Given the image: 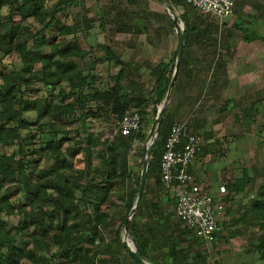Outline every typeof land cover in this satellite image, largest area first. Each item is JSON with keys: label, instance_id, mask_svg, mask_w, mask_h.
Masks as SVG:
<instances>
[{"label": "trees", "instance_id": "obj_1", "mask_svg": "<svg viewBox=\"0 0 264 264\" xmlns=\"http://www.w3.org/2000/svg\"><path fill=\"white\" fill-rule=\"evenodd\" d=\"M75 1L59 0L49 8L47 0H0V264L8 257L15 261L26 259L33 264H101L107 261L100 258L101 254L122 264L119 248L128 255L121 233L136 206L146 158L144 152L141 171L132 178L129 154L135 141L145 142L159 116L178 52L152 70L155 83L149 93L132 98L121 83L125 78L124 64L108 47L74 46L64 39L85 28L84 37L89 35L90 22L84 24L85 28L76 22L65 24L57 35L51 36L61 9ZM159 1L167 4L173 26L174 18L177 19L186 49L190 35L199 32L197 23L193 24L190 18L192 10L184 0ZM175 6L183 9V14L178 16ZM237 27L245 41L261 39L264 44L263 36ZM101 60L121 64L115 76L106 78L107 83L97 73L96 65ZM85 61L91 65L87 72L78 66V62ZM64 81L67 86L62 88ZM60 86L59 96L70 98L69 101H54L52 90ZM132 110L141 114L142 121L139 130L127 136L118 131L104 139L103 133L93 132L88 124L89 118L116 120L115 127L119 130L122 118ZM246 112L243 114L252 118L256 111L251 106ZM172 122L165 110L163 123L151 140L155 139V145L146 182L153 178L156 196H150L148 183L128 226L130 240L142 259L145 258L142 248L148 241L137 219L145 213L156 217L164 201L176 204L175 193L165 190L160 181V160ZM260 127L264 129V123ZM210 134L209 131L202 135V150L212 138ZM6 147L13 150L8 152ZM252 182L246 170L242 176L226 181L224 204L244 191L251 194L253 190L248 186ZM117 190H124L122 198L113 195ZM162 192L165 196H160ZM257 192L258 198L237 222L258 228L261 233L258 243L245 247V253L258 254L255 259L264 263V186ZM115 203L124 207L125 215L115 230L114 242H110L106 231L112 226L109 211ZM184 228L186 233H191ZM176 238L171 234L166 236L174 249L172 264H178V260L195 264L188 263L183 250L177 249ZM219 238L222 237L217 234L215 242ZM24 242L22 248L20 244ZM193 242L204 248L200 239L193 237ZM200 257L198 260H203L197 264H216L215 259L208 261L207 255Z\"/></svg>", "mask_w": 264, "mask_h": 264}, {"label": "crops", "instance_id": "obj_2", "mask_svg": "<svg viewBox=\"0 0 264 264\" xmlns=\"http://www.w3.org/2000/svg\"><path fill=\"white\" fill-rule=\"evenodd\" d=\"M141 2L146 3V5L148 4L142 0H109L108 3L105 4L107 11L104 13L111 19L104 21V18H102L100 26L103 29L106 27L107 30H111L113 34L111 35L110 33V37L101 36L104 37L103 42L97 43L108 47L114 56L124 64L123 69L125 78L121 83L128 90L132 98L140 94L146 96L149 93L155 83V78L151 75L152 70L161 61H168L171 59V54L173 53L174 55L175 51H177L179 41L177 31L176 34L172 35L170 28H168L167 32L158 34L157 36H152L150 34L146 36L144 30L141 32L140 30H136L133 32V35L139 36L135 40L137 42L125 40L126 36L128 37L130 34V28L127 29L128 26L121 22L122 17L124 19L125 16L124 12L128 9L131 10V7ZM150 2L149 6L153 7L151 9L154 14L156 16L159 15V12V14L155 12L156 7ZM251 2L255 5V8L260 7L261 3L259 1L245 0L241 4L242 9L246 10L248 7H251ZM159 3H161V1H159ZM235 10L237 12V8ZM243 16H246V14ZM159 17L169 22L170 26L172 25L171 13L169 11L167 12V16L164 17L160 14ZM239 18L246 20V18H242L239 15L238 11L233 17L224 19L220 22L227 25L228 30L222 35V44L219 43L221 33L217 31L215 23L210 21L203 22L204 28H202V30L196 26L199 32L190 35L189 44L187 48L183 50L182 58L177 69L175 83L166 107L173 121L172 123L186 120L189 128L193 132L202 135V133L205 132L209 134L210 131L212 138L208 141L207 145H209V143L213 145L215 141H218V144H220L222 140L225 139V134H223V128L215 130L214 126H207V124H205V126L203 125L207 121V115H202L203 110L205 111L211 106L213 109L216 108V114L227 112L228 114L225 115L226 117L218 119L217 124L219 125L222 124V121L226 122V120H229V118L233 120V124L239 125L251 119L249 114H243L251 106L264 104V48L263 50L261 48L256 51L254 50L253 44L261 41V39H255L251 42L244 40L243 32L237 27V25H239ZM255 21L259 22L257 32L258 35H260L259 28L262 25L264 26V22L261 20ZM239 35H241L242 40L239 39ZM145 37H148L146 39V45L143 43L144 40H142L145 39ZM104 41L109 42L106 44ZM138 41L140 43H138ZM225 46L226 48H224ZM134 49L138 51L135 50L136 53H131ZM138 54L150 56V58L161 56L162 60L160 59L158 63L152 65L153 67L151 66L152 63L149 61H142L141 64H145L149 70L147 76H145L140 72V63H132L134 57L137 58V56H140ZM99 56L103 58V53H100ZM257 56L260 57L259 65L255 66L253 63H256ZM99 64L106 65L110 72L112 66L119 67L117 73L121 69V64H116L114 61L102 62L101 60ZM117 73H112V76H115ZM232 112L233 114H231ZM241 115H244L243 117L245 118H241ZM234 133L235 131L228 134V136H231V140H236L239 136H236ZM207 145L199 154L191 171L198 183L208 187L211 192H213L223 209L225 206L223 197L226 194L219 192L220 186H223V182L221 181L225 178L224 174L227 169L236 168L237 165L235 164L237 161L235 157L229 165L220 164L223 163L221 157L220 159L214 157L217 152L216 148H207ZM238 145L236 150L237 154L241 151L243 153L245 150L241 148V145ZM211 156H213V159ZM210 161H213L212 168L214 169H212V181H215L214 184H212V181L207 180L205 174L206 168L210 167L212 164ZM239 162H241V160H239ZM214 165L216 167H214ZM244 168L246 169V167ZM244 168L242 167V170H245ZM164 203L169 204L166 201H164ZM167 204H163L162 208L157 212L156 217L151 218L150 215L148 216L149 213H145L137 219L138 222L142 224V234L145 240L148 241L142 248L145 257L143 260L148 264L173 263L172 251H174V249L166 240L168 234L177 237L176 239L179 241L177 249L183 250L184 254H186L184 249L185 243H188V241L194 237L192 232L190 234L186 233L187 230L184 228L186 226L174 215V207L176 204L165 207ZM127 256L130 260L125 263L131 264L132 258L129 254ZM178 264L184 263L182 260H178Z\"/></svg>", "mask_w": 264, "mask_h": 264}, {"label": "rangeland", "instance_id": "obj_3", "mask_svg": "<svg viewBox=\"0 0 264 264\" xmlns=\"http://www.w3.org/2000/svg\"><path fill=\"white\" fill-rule=\"evenodd\" d=\"M58 1L59 0H47L46 5L49 8H52L55 4H57ZM108 1L109 0H76L73 5H70L67 8L61 9V13L57 16V19L55 20L52 26L51 36L54 37L55 35H57L59 29L65 24L72 25V24H75L76 22L80 24V27L82 28L85 23L87 24V22L88 23L90 22L89 24L91 28L88 30L89 35H86L84 37V32L87 31L84 26L85 29L78 31L76 34L67 36L64 39L66 41H69V43L74 46H79L81 44L93 45L101 41L103 42V38L105 36L110 37L113 34L111 30L109 29L107 30L106 27L105 29H103L100 26L102 22V18H104V21L111 19L109 18V16L105 15L104 13L107 11L105 4L108 3ZM142 1H145L148 4L146 5V3L141 2L140 4H136L135 6L131 7V10L128 9L127 11L124 12L125 16L123 15L124 19L122 17L121 22L125 23V25L128 26L127 29L130 28L129 30L130 34L128 35V37L127 36L126 38L124 37L125 40H130L129 42H134L137 39V37H139V36L133 35L134 34L133 32L136 30L137 31L140 30V32L144 30L146 36H148V34L152 36L153 35L157 36L158 34H161V33L163 34L164 32H167L168 28H170L172 35L176 34L175 27L173 25L170 26L169 22H167L164 18L159 17L160 14L163 15L164 17L167 16V12H168L167 4L159 3V1H156V0L155 1L154 0H142ZM244 1L245 0H236L235 9L237 8V12L235 10L231 17H233L239 11V15L242 18H246V20L240 19V18L238 19L239 27L244 30H248L249 34L253 32H256L258 34L257 29H258L259 22L255 20H258V21L261 20L262 22H264V0H256L261 3L260 7L258 8L257 7L255 8L254 7L255 5L251 2L252 3L251 7H248L246 10L242 9V6H241V4ZM149 2L156 7L155 12H157V14L160 13L159 15H157L158 18L151 9L153 7L149 6ZM188 8L192 10L191 12L192 14L190 15L192 23L193 24L197 23L198 25L196 26H198L200 30L204 28L203 22L205 21L207 22L210 21L216 24L217 31L221 33L219 43L222 44L223 43L222 35L228 31L227 25L220 23L218 20H215L212 17L203 16L199 14L197 10L192 8L191 6H189ZM174 10H175V13L178 14V16L183 14L184 12L183 9L177 6H175ZM4 14H7L6 9H4ZM63 14H65L66 16ZM244 14H246V16H243ZM259 31L261 33L260 35L264 37V26L263 25L259 28ZM103 35L104 37H101ZM132 38H133V41H132ZM147 38L148 37H145V39H142L144 40L143 43H145V45L147 43L146 41ZM239 39L242 40L241 35H239ZM108 42H105V43L107 44ZM138 43L140 42L138 41ZM29 46L32 48V42H30ZM253 47L255 51L258 50L259 48L263 50L264 44L262 41H258L257 43L253 44ZM224 48H226V46ZM135 50L137 49L132 50L131 53L135 52ZM45 52L47 53L49 51L46 50ZM138 55H140L141 57L140 56H137V58L134 57V61L132 63L133 64L137 62L140 63L139 65L141 68L140 72L145 76H147L149 70L147 66L143 63L141 64V62L144 60H147L150 63H152L151 64L152 66L158 63V61H160L161 59V56L150 58V56H146V55L144 56L143 54L142 55L138 54ZM171 56L173 57V53L171 54ZM259 58H260L259 56L256 57L257 59L256 63L254 62L253 65L254 64L255 66L259 65ZM16 64L18 66L20 65L17 62ZM78 66L84 69L86 72L87 70L91 68V65L89 64L88 61L78 62ZM96 68H97V73H98L100 80L106 83H107V81H105L106 78L108 76H112V73L114 74L117 73V71L119 70V67L112 66L110 68L112 72L111 73L110 70H108V67L102 64H97ZM66 86H67V82L64 81L62 88ZM60 90H61V86L52 90L54 101L56 102L69 101L70 98L64 99L61 96H59ZM253 108L256 111L254 114V117L247 120L245 123H241L239 125L233 124L232 122L233 120H230V118L229 120H226V122L222 121L221 125L217 124L218 119L226 117L225 115L228 113L222 112L220 114H216L215 112L216 108L213 109L211 108V106L208 107L205 111L203 110L204 113L202 112V115H207L206 116L207 121L203 124L204 126L205 124L211 127L214 126L215 130L223 128V132H224L223 134H225V139L223 138L224 140H222L220 144H218L219 143L218 141H215L213 145L212 143H209L210 144L209 147L216 148L217 150V152L215 153L216 155H214V157L216 158L218 157L219 159L221 157V160L223 161V163H220V164L222 165L223 164L229 165V163H231V161L236 157V161H237V162L235 161L236 162L235 165H237L236 168L227 169L226 173L224 174L225 178H223L221 182L225 184L226 181L228 180H233L237 177L242 176L243 174L242 167L243 168L246 167V169L245 168L244 169L249 173L251 178H253V182L248 186L251 190H253V192L247 195V191H244L243 193L236 196L235 199H233L229 203H225V206L221 212V218L218 216V219L220 221V227H221V231L219 232V235L222 238H219V240H217L215 243H212L208 250L206 248H203L200 243L193 242L192 238L188 241V243H185V248H184L186 252L185 259L188 260V263L190 262V263L197 264L203 260L202 259L201 261H199L201 259L200 256L207 255L210 257L208 261H212L213 259H215L216 261H218V264H264L262 261L256 260L258 259V254H251V253L246 254L245 253V250H246L245 247L247 248L248 245L258 243V239L261 234L258 231V228L251 224H244L243 222L242 223L237 222V220L240 219L244 213L249 211V208L254 204L255 200L258 198L259 193L257 192V190L259 189V187L264 186V129L260 127L261 124L264 123V104L253 105ZM231 114H233V112ZM150 115L152 116V113H150ZM243 116L244 115H241V118H245ZM88 124L90 125V128L92 129L93 132L103 133L105 135L104 139L110 138L112 135L117 134V132L119 131L117 127H115V125L117 124L116 120L108 121V119L104 120L102 118H98V119L89 118ZM233 131H235L234 134H236V136L239 135L236 140L234 139L231 140V136H228V134L230 132L233 133ZM203 134L204 133H202V135ZM153 144L155 145V139L153 141ZM236 144L241 145L242 146L241 148L244 149L245 151H243V153L241 151L239 154H237ZM144 149H145L144 142L142 141H135L132 146L131 152L129 154L130 170L133 175L132 178L137 176L141 171L143 156L145 152ZM12 150H13L12 147H8V148L6 147V151L11 152ZM95 152H97V149ZM211 158L213 159V156H211ZM239 160H241V162H239ZM210 162L212 164L210 165V167L206 168L205 174H206L207 180L212 181L213 180V174H212L213 170L212 169L214 168H212L213 161H210ZM94 163H96V161H94ZM214 167L216 166L214 165ZM212 182H213L212 184H214L215 181H212ZM148 183L151 184L150 196L152 197L156 196L155 191H154L155 186H154L153 178H151L150 181L146 182V186L148 185ZM124 194H125L124 190H117V191H114L113 195L115 197L122 198ZM224 194H227V192H225ZM160 196H165V192H162ZM162 204H167V203L162 202ZM169 205L170 204H167L165 205V207L167 206L169 207ZM109 212L111 213V217H112V226L110 229L106 231V233H107L108 240L110 242L111 241L114 242L115 230L117 229L118 225L122 222V218L125 215V211L122 205H120L119 203H115L113 207L110 208ZM2 217L4 219L7 218L6 216H2ZM14 217L18 218L17 215H15ZM225 237L227 238V240L224 239ZM121 239L122 240L125 239L124 233H121ZM129 241H130L129 244L132 247L134 242L131 240ZM25 244L26 242L21 243L20 246L23 248ZM118 251L121 257V263L127 264L125 262L130 260L127 256V253L122 248H119ZM197 254H200V256H197ZM110 257L111 256L107 254H101L100 258L107 260L106 262H102L101 264H116L110 259ZM131 262H132L131 264H137L135 261H133V259L131 260ZM2 264H33V263L29 262L26 259L15 261L14 258L8 257ZM207 264H209V262Z\"/></svg>", "mask_w": 264, "mask_h": 264}, {"label": "built area", "instance_id": "obj_4", "mask_svg": "<svg viewBox=\"0 0 264 264\" xmlns=\"http://www.w3.org/2000/svg\"><path fill=\"white\" fill-rule=\"evenodd\" d=\"M69 1V0H67ZM203 16L212 17L219 22L231 17L235 11L236 0H184ZM141 114L132 110L119 124V132L127 136L139 130ZM204 138L193 132L185 120L175 121L168 137L160 160V181L165 190L176 195L174 215L197 239H200L207 250L215 242L221 231L220 221L222 205L213 192L197 182L191 169L202 151ZM219 192H226L220 186Z\"/></svg>", "mask_w": 264, "mask_h": 264}, {"label": "water", "instance_id": "obj_5", "mask_svg": "<svg viewBox=\"0 0 264 264\" xmlns=\"http://www.w3.org/2000/svg\"><path fill=\"white\" fill-rule=\"evenodd\" d=\"M175 21V28L177 31V34L179 36V41H178V48H177V52H178V57H177V62H176V67H175V71L173 73V77L171 79L167 94H166V98L165 101L163 103V106L161 108V111L159 113L158 118L155 120V122L153 123L147 137L146 140L144 142V147L146 149L145 151V164L142 168V173H141V179H140V184H139V192H138V198H137V203L135 208H133V210L131 211V213L129 214V216L127 217L125 223H124V234H125V239L123 240V244L127 249V252L129 254V256L137 263V264H148L146 261H144L141 257H139L138 253H137V247L133 244V246L131 247L130 243V237H129V230H128V226L131 220V215L133 213H136L139 209L141 200L143 198V194H144V190H145V186H146V181H147V176H148V170H149V166H150V162H151V156H152V150H153V142H151V140L153 139V137L155 136V134L157 133V131H159L161 124L163 122V118H164V113L166 110V107L168 105L169 102V97L171 94V91L173 89L174 83H175V79L177 76V69L179 67L181 58H182V54H183V50H184V40H183V34L182 31L180 29L179 23L177 22V19L174 18ZM218 263V262H216Z\"/></svg>", "mask_w": 264, "mask_h": 264}]
</instances>
